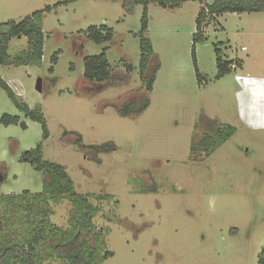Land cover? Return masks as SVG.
Segmentation results:
<instances>
[{"label":"rangeland","instance_id":"rangeland-1","mask_svg":"<svg viewBox=\"0 0 264 264\" xmlns=\"http://www.w3.org/2000/svg\"><path fill=\"white\" fill-rule=\"evenodd\" d=\"M208 1L148 5L145 35L153 53L143 71L142 5L129 13L121 0H0V24L43 12L36 19L44 32L41 61L0 65V76L17 101L44 115L49 131L45 138L42 123L25 116L0 85V198L44 191L47 173L24 159L40 146L43 160L62 165L75 193L100 208L93 223L103 248L112 252L103 264H259L264 12L209 18L195 61L196 20ZM103 25L113 28L114 38L97 44L88 29ZM105 46L112 76L89 82L85 57ZM217 48L227 59H241L242 66L218 77ZM28 50L25 36L9 45L11 59ZM156 70L148 90L141 75L150 78ZM132 98V109L147 100L149 105L122 115ZM4 114L20 120L6 124ZM51 205L52 222L69 228L70 196ZM0 208V241L18 238L7 228L28 229L23 210L9 211L1 201ZM47 254L40 250L38 264H61Z\"/></svg>","mask_w":264,"mask_h":264},{"label":"trees","instance_id":"trees-1","mask_svg":"<svg viewBox=\"0 0 264 264\" xmlns=\"http://www.w3.org/2000/svg\"><path fill=\"white\" fill-rule=\"evenodd\" d=\"M77 0H67L74 2ZM123 7L129 13H132L136 5L144 7L142 17V29L140 32L141 46V68L143 71L147 68L153 48L150 40L145 33L149 28L148 5L151 2L159 4L163 8L180 7L186 0H121ZM203 3L204 0H199ZM49 7L48 9H51ZM227 12L237 13H260L264 12V0H210L202 6L197 20V33L194 37V59L196 61L195 46L199 41H203L204 28L213 21L218 15ZM43 13L38 11L26 17L20 22L9 21L0 24V65L7 63L15 66L24 65L30 62L41 61L44 49V32L42 26L36 19ZM27 37L29 41V50L21 56L11 59L9 55V45L15 37ZM88 37L97 44H107L114 38V30L107 25L91 26L88 29ZM109 46H105L103 51L97 55L85 57L84 78L89 82H105L112 76L111 63L107 57ZM217 65L219 68L218 77H223L231 72L232 64L237 63L242 66V60L227 59L223 56L221 48H217ZM128 71L134 68L127 65ZM197 68V65H196ZM198 70V68H197ZM156 72L147 78L142 73V80L148 90H152L156 81ZM198 72V71H197ZM199 73V72H198ZM0 85L7 91L9 96L16 102L18 109L34 121L42 123L44 136H49L48 125L44 115L37 110L31 109L26 103L17 101L12 88L0 76ZM135 100L132 98L126 102L120 112L122 115H128L136 111L137 114L143 112L149 105L147 100L141 107L133 108ZM19 116L4 114L2 121L6 124L18 122ZM81 141V140H80ZM105 147V146H102ZM101 147L96 146V150ZM41 147L29 150L24 154L26 161L36 164V168L44 170L48 175V180L44 185L42 193H31L24 191L21 195H10L7 198L1 197L0 201L7 209L23 210L25 222L28 229L25 232L21 230L6 231L11 234H18V238L13 240L3 237L0 241V264H38L40 250L52 261H60L61 264H103L104 261L112 256V252L105 250L102 241V234L97 231L93 219L100 211V208L92 203L89 197L77 194L74 191V185L69 178L65 168L62 165L44 161L42 158ZM65 195H69L72 201L70 211V227L64 229L57 226L51 220L52 203H60ZM16 207V208H15ZM1 210V208H0ZM8 211V210H7ZM1 215V214H0ZM48 227L51 229L48 231ZM12 229V228H11ZM21 236V237H20ZM24 236V237H23ZM93 236V243L90 237ZM22 238V240H21ZM259 264H264V250L260 255Z\"/></svg>","mask_w":264,"mask_h":264},{"label":"water","instance_id":"water-1","mask_svg":"<svg viewBox=\"0 0 264 264\" xmlns=\"http://www.w3.org/2000/svg\"><path fill=\"white\" fill-rule=\"evenodd\" d=\"M37 89L39 91H42L43 90V82H42V79L41 78L38 79ZM23 125H24V127L26 126V124L24 122H23Z\"/></svg>","mask_w":264,"mask_h":264},{"label":"built area","instance_id":"built-area-1","mask_svg":"<svg viewBox=\"0 0 264 264\" xmlns=\"http://www.w3.org/2000/svg\"><path fill=\"white\" fill-rule=\"evenodd\" d=\"M245 48V47H244ZM236 66H237V63H234V64H232V68H236Z\"/></svg>","mask_w":264,"mask_h":264},{"label":"crops","instance_id":"crops-1","mask_svg":"<svg viewBox=\"0 0 264 264\" xmlns=\"http://www.w3.org/2000/svg\"><path fill=\"white\" fill-rule=\"evenodd\" d=\"M243 64V63H242Z\"/></svg>","mask_w":264,"mask_h":264}]
</instances>
